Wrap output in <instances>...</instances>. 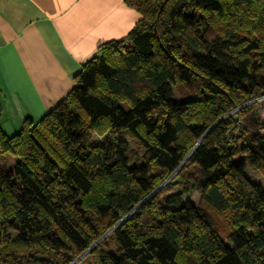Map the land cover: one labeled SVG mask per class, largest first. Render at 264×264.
Wrapping results in <instances>:
<instances>
[{"label":"trees","instance_id":"obj_1","mask_svg":"<svg viewBox=\"0 0 264 264\" xmlns=\"http://www.w3.org/2000/svg\"><path fill=\"white\" fill-rule=\"evenodd\" d=\"M125 3L128 37L42 120L0 129V264H264V188L246 175L264 174V0Z\"/></svg>","mask_w":264,"mask_h":264},{"label":"crops","instance_id":"obj_2","mask_svg":"<svg viewBox=\"0 0 264 264\" xmlns=\"http://www.w3.org/2000/svg\"><path fill=\"white\" fill-rule=\"evenodd\" d=\"M139 20L125 0H0L3 133L13 137L53 111L98 48L126 39Z\"/></svg>","mask_w":264,"mask_h":264},{"label":"rangeland","instance_id":"obj_3","mask_svg":"<svg viewBox=\"0 0 264 264\" xmlns=\"http://www.w3.org/2000/svg\"><path fill=\"white\" fill-rule=\"evenodd\" d=\"M232 20L231 19H226L224 21H222L221 23L219 24H216L212 27L211 29V32L213 34H216V33H219V32H223V31H226V29H232L233 28V24H231ZM187 91L182 89L181 87H176L175 88V99L176 100H182L184 98V96L187 95L186 93ZM262 99V98H261ZM259 100V101H263V100ZM258 115H259V119H260V122H261V125L264 127V103H261L260 106L258 107ZM241 119V118H239ZM262 135H264V129L261 131ZM108 138V135L107 134H104V135H96L95 138H94V141L96 144L98 145H102L106 142ZM129 141V139H128ZM130 143V146H131V149H133V152H137V154H139L141 157L143 156V152L139 149V147L137 146V144L134 142V141H129ZM136 165V162L132 161L130 166L133 167ZM185 173H189V174H194V176H198L199 175V170L196 168V167H188V169L185 171ZM246 175L247 177H249L252 181L256 182V183H260V185L264 188V174L263 175H259L258 173H256L255 171L251 170V169H247L246 170ZM176 190L177 187H174ZM99 190V189H98ZM97 190V191H98ZM97 194V192H96ZM187 201H191L193 202L194 204L196 205H200L201 204V197L199 195L198 192L192 194L190 197H188L185 202ZM210 210V209H209ZM213 213V211H212ZM214 216L216 217L217 219V222L219 223V225L222 227V228H226V222H225V219L223 218V216H221L219 213H215L214 212ZM14 239V237H13ZM107 248L108 250L110 251H113L115 252L116 250V245H115V242L113 240H109L108 241V245H107ZM82 264H98V261H97V257L95 256H90L88 258H86L84 260V262Z\"/></svg>","mask_w":264,"mask_h":264},{"label":"built area","instance_id":"obj_4","mask_svg":"<svg viewBox=\"0 0 264 264\" xmlns=\"http://www.w3.org/2000/svg\"><path fill=\"white\" fill-rule=\"evenodd\" d=\"M264 98H262L261 100H263Z\"/></svg>","mask_w":264,"mask_h":264}]
</instances>
